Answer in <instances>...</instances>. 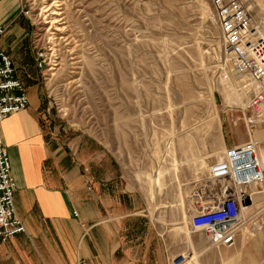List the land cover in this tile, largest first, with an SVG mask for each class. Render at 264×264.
Listing matches in <instances>:
<instances>
[{"label":"rangeland","instance_id":"rangeland-1","mask_svg":"<svg viewBox=\"0 0 264 264\" xmlns=\"http://www.w3.org/2000/svg\"><path fill=\"white\" fill-rule=\"evenodd\" d=\"M42 3L24 0L27 43L37 62L46 54L37 64L51 125L102 142L153 220L173 211V228L190 236L191 201L211 204L224 181L210 177L211 164L264 125L246 110L248 81L225 53L213 0H64L66 33L44 22Z\"/></svg>","mask_w":264,"mask_h":264},{"label":"crops","instance_id":"crops-1","mask_svg":"<svg viewBox=\"0 0 264 264\" xmlns=\"http://www.w3.org/2000/svg\"><path fill=\"white\" fill-rule=\"evenodd\" d=\"M0 28L30 99L1 123L26 232L0 240V264H264V224L252 229L248 221L233 245L214 247L203 232L174 229L173 211L159 215L163 223L153 220L142 192L102 142L91 135L72 141L51 125L43 71L27 43L24 0H0ZM250 135L259 138L253 137L264 158V125ZM201 197L188 210L210 203ZM255 199L261 203L264 195Z\"/></svg>","mask_w":264,"mask_h":264},{"label":"built area","instance_id":"built-area-1","mask_svg":"<svg viewBox=\"0 0 264 264\" xmlns=\"http://www.w3.org/2000/svg\"><path fill=\"white\" fill-rule=\"evenodd\" d=\"M264 3V0H261ZM220 24L225 53L236 71L248 80L243 86L250 94L246 110L257 116L264 109V7L247 0H213ZM262 9H259V8ZM5 28H0V240L26 232L15 204L16 181L7 146L1 135V123L10 114L24 110L29 105V94L10 54L2 45ZM40 67L46 63V54L38 53ZM244 83V82H243ZM242 83V84H243ZM252 122V121H251ZM249 124V118H248ZM213 179H223L213 194V201L198 206L192 215L190 227L205 234L212 245L231 246L245 224L260 228L264 224V200L255 205L258 194L264 195V164L257 154V141L252 139L228 147L221 158L210 166ZM213 195V196H212ZM206 199V200H208ZM253 211L243 214V209ZM182 263V262H181Z\"/></svg>","mask_w":264,"mask_h":264},{"label":"bare ground","instance_id":"bare-ground-1","mask_svg":"<svg viewBox=\"0 0 264 264\" xmlns=\"http://www.w3.org/2000/svg\"><path fill=\"white\" fill-rule=\"evenodd\" d=\"M63 3H64V0H43L42 4H44V5L41 8L40 15H41V17H43L44 22L50 23L52 25L51 27H56L57 30L61 31L62 33H66L65 31L68 29H66V27H61L62 25H59V22H61L62 20H65L67 18L66 11H64V7L62 6V5H64ZM60 17H62V18H60ZM49 38L53 44H55L58 41L57 33H55V32H53L52 36H50ZM63 38L67 41L66 36H63ZM59 43H61V42L59 41ZM54 48H55V46L52 47V49H54ZM54 51H56V50H54ZM242 77H244V76H242ZM259 117L260 116H258V118ZM252 122H254V121H252ZM186 138L190 139V135L187 134ZM191 145H193V144H191ZM257 154H258V152H257ZM258 156L260 158V161L264 164L263 156H260L259 154H258ZM215 246H217V245H215Z\"/></svg>","mask_w":264,"mask_h":264}]
</instances>
